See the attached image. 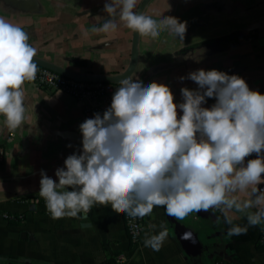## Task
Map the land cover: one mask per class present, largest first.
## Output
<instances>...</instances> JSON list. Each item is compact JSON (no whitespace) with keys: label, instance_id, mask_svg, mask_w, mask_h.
<instances>
[{"label":"crops","instance_id":"1","mask_svg":"<svg viewBox=\"0 0 264 264\" xmlns=\"http://www.w3.org/2000/svg\"><path fill=\"white\" fill-rule=\"evenodd\" d=\"M143 1L137 0L138 9ZM104 4L105 0H0V16L29 34V43L37 49L35 58L81 75L114 77L130 66L135 32L118 22L115 33H93L92 27L107 18ZM143 12L157 20L177 17L186 22V33L180 39L164 31L158 40L139 34L133 79L145 86L165 84L173 92L174 102L181 103L182 88H198L187 78L189 73L216 69L238 75L251 90L264 94V0H150ZM233 33L243 40L239 47L213 51L211 40ZM197 44L201 46L188 49ZM82 60L86 65L77 63ZM24 89V124L9 130L0 122V150L4 152L0 211L24 215L18 226L0 216V264H100L115 254L123 264H214L223 253L231 264H264V246L259 243L264 223L248 226L245 234L229 236L231 225L218 209L208 211L219 217L217 222L212 216L201 218L202 211L183 220L175 218L184 226H206L205 232H198L200 253L204 254L194 260L187 258L163 206L144 217L137 245L128 236L124 214H117L110 204L95 205L86 218L53 219L39 195L41 171L57 180L56 169L64 167L67 156L82 150L79 125L103 112L86 113L84 103L72 96L32 82H26ZM214 103L209 98L203 106ZM255 158L254 153L245 164ZM228 216L233 225L247 226L245 214L233 210ZM161 225L168 235L160 250L145 247L146 236L158 234ZM195 250L199 248L192 252Z\"/></svg>","mask_w":264,"mask_h":264},{"label":"clouds","instance_id":"2","mask_svg":"<svg viewBox=\"0 0 264 264\" xmlns=\"http://www.w3.org/2000/svg\"><path fill=\"white\" fill-rule=\"evenodd\" d=\"M104 11L107 18L93 33H115L118 22L153 40L164 31L180 39L186 33V22L145 15L137 0H105ZM29 40L21 26L0 16V122L9 130L24 124V85L39 71L37 49ZM187 78L198 88H182L181 103L165 84L145 86L131 75L119 81L110 107L79 125L82 150L56 169L58 182L41 171L39 195L53 219L86 218L95 205L110 204L133 219L158 206L178 220L218 209L231 225L229 236L264 223L259 187L264 185V94L238 75L216 69H199ZM209 98L215 103L204 107ZM233 210L246 215L247 226L233 225L228 216ZM167 235L161 225L144 246L159 251Z\"/></svg>","mask_w":264,"mask_h":264},{"label":"built area","instance_id":"3","mask_svg":"<svg viewBox=\"0 0 264 264\" xmlns=\"http://www.w3.org/2000/svg\"><path fill=\"white\" fill-rule=\"evenodd\" d=\"M36 79L31 81L40 88L50 91L61 92L84 103L86 113L104 112L111 105L114 92L118 88L113 83L83 82L65 77L59 73L46 68L39 67ZM4 157V152L0 150V161ZM7 222L15 220V215L7 212H0ZM126 231L131 243L137 245L144 228V218H131L124 214ZM259 243L264 246V227L262 228ZM214 264H231L226 258H217Z\"/></svg>","mask_w":264,"mask_h":264},{"label":"water","instance_id":"4","mask_svg":"<svg viewBox=\"0 0 264 264\" xmlns=\"http://www.w3.org/2000/svg\"><path fill=\"white\" fill-rule=\"evenodd\" d=\"M149 2H150V0H144L139 10L141 12H143V10L146 8V6ZM138 42H139V33L135 32L134 42H133L132 59H131L130 66L125 73H123L119 76H114V77L96 76V75H81V74L70 72L68 70H65V69L59 67V66H56L54 64H51V63H48L45 61H42V60L37 59V58H34V60L38 64L39 67L49 69L51 71H54V72L59 73L65 77H68V78H71V79H74L77 81L113 83V84L117 85V84H119V81L121 79L126 78L127 76H130V75L132 76L133 73L135 72L136 64H137V58H138V55H137ZM219 43H220V40L215 41V43L211 46V48L213 49L214 52H219V47H218ZM199 216H201V218L212 216V217H214L216 222L219 220V217L212 212L202 211L199 214ZM171 223L174 226L175 236H177V238L180 240V243L182 245V248H183L187 258H189L191 260H194L193 258H195V257L200 258L204 254V252L200 253V241L198 238V232L199 231L205 232L206 226L201 225V227L198 229L193 228V227L184 226L183 224L179 223L174 217H171ZM185 233H191V238L190 239L183 238ZM198 248H199V251L195 250L194 253L192 252L194 249H198ZM221 257L226 258L224 256V253L221 254ZM9 264H27V263L11 262ZM194 264H197V262L195 261Z\"/></svg>","mask_w":264,"mask_h":264},{"label":"trees","instance_id":"5","mask_svg":"<svg viewBox=\"0 0 264 264\" xmlns=\"http://www.w3.org/2000/svg\"><path fill=\"white\" fill-rule=\"evenodd\" d=\"M255 38L252 37V40H254ZM215 40H211L209 43L211 45H213L215 42ZM243 40L241 38V36L238 34V33H233V34H230L228 36H224L221 38L220 40V43H219V52H225V51H228V50H232L234 48H237L239 47L241 44H242ZM201 44H197V45H194V46H191L190 48H188L189 50L191 49H196L198 47H200ZM78 64L80 65H86V61H78L77 62ZM117 86L119 87L120 85L117 84ZM15 215V220H10L8 221V223L10 225H13V226H18L22 223V221L24 220V215H17V214H14ZM134 245V244H133ZM100 264H123L122 261L120 260L119 258V254H115L113 256H109L105 259L104 262L100 263Z\"/></svg>","mask_w":264,"mask_h":264},{"label":"rangeland","instance_id":"6","mask_svg":"<svg viewBox=\"0 0 264 264\" xmlns=\"http://www.w3.org/2000/svg\"><path fill=\"white\" fill-rule=\"evenodd\" d=\"M1 212V211H0ZM3 213V212H2Z\"/></svg>","mask_w":264,"mask_h":264}]
</instances>
